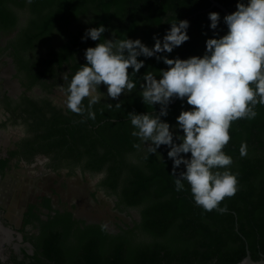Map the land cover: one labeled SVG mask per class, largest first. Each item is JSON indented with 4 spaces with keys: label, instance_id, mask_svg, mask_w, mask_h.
<instances>
[{
    "label": "trees",
    "instance_id": "trees-1",
    "mask_svg": "<svg viewBox=\"0 0 264 264\" xmlns=\"http://www.w3.org/2000/svg\"><path fill=\"white\" fill-rule=\"evenodd\" d=\"M216 1L232 13L240 2ZM212 12L221 17L216 30L210 28ZM26 13L24 21L22 14ZM224 17L221 9L211 8L209 0H31V3L0 0V37L14 35L9 44L13 47L10 55L24 73L27 85L40 84L50 91L55 85L67 87L72 76L86 64V49L101 42L82 39L89 28L104 25V39H140L148 47H154L153 37L162 40L171 22L188 20L190 39L172 53L160 54L169 59H187L202 57L207 39L227 33ZM138 59L144 60L145 66L132 77L136 88L130 94H121L119 100L102 99L93 108L95 120L88 119L86 114L68 110L63 113L53 106L28 103L26 111L35 118L32 124L35 135L22 142L27 151L22 152L52 155L53 162H58L52 170H60L62 166L74 170L78 166L83 172L93 174L105 171L106 177L100 185L109 194L117 195L118 207L141 209V224L122 232L129 234L139 228L147 234L143 240H135L110 235L99 225L78 227L75 232L66 228V235L77 236L78 242L89 236L90 240L82 245L81 254H76L72 245L66 249L55 244L59 241L57 233L48 235L41 246L46 261L52 264H235L246 257L248 250L254 260L263 258L264 106L257 105L256 118L232 123L231 139L224 151L233 158L231 171L239 173V190L221 203V207L227 205V213L206 212L195 204L187 184L186 191L175 190L171 176L173 161L167 155L170 149L161 145L158 153L150 154L148 146L131 135L129 113L160 111L159 104L150 108L143 103L139 95L142 76L151 71L159 78V72L168 68L156 57ZM132 71L130 68L129 73ZM100 90L107 94V86L101 85ZM116 103H121V108H116ZM106 104L113 107L109 109ZM190 108L186 99H176L168 106V116L161 119L175 126L181 111ZM242 144L247 145L244 157L240 155ZM187 155L190 158L191 154ZM182 170H186L184 165L177 173ZM44 201L48 206L49 200ZM27 215L26 223L31 218L38 219ZM64 218L72 216L68 213ZM38 253L33 264L37 261L42 264Z\"/></svg>",
    "mask_w": 264,
    "mask_h": 264
},
{
    "label": "clouds",
    "instance_id": "clouds-1",
    "mask_svg": "<svg viewBox=\"0 0 264 264\" xmlns=\"http://www.w3.org/2000/svg\"><path fill=\"white\" fill-rule=\"evenodd\" d=\"M209 20L210 28L216 30L220 14L210 13ZM223 20L227 33L207 39L202 57L187 59L160 54H170L190 39L188 20L171 22L162 40L153 37L154 47L140 39H104V25L89 28L82 39L101 42L86 49V64L66 88H61L68 111L95 120L93 108L102 99L119 100L121 94H130L136 88L132 77L145 66L139 57L162 60L167 70H161L159 78L146 72L139 93L145 105L153 108L159 104L160 111L129 113L131 135L146 144L150 154L158 153L161 145L167 146L175 190L186 191L187 184L197 206L221 215L228 212L227 205L221 207V203L239 190V173L231 171L233 158L224 151L231 139L230 128L237 120L256 118L257 105L264 106V0H240L237 10ZM101 85L107 86V94L100 90ZM175 99H186L191 108L181 111L173 126L161 117L168 116V106ZM115 107L121 108V103ZM240 155L247 156L246 144L241 145ZM181 165L186 170L177 173Z\"/></svg>",
    "mask_w": 264,
    "mask_h": 264
},
{
    "label": "flooded vegetation",
    "instance_id": "flooded-vegetation-1",
    "mask_svg": "<svg viewBox=\"0 0 264 264\" xmlns=\"http://www.w3.org/2000/svg\"><path fill=\"white\" fill-rule=\"evenodd\" d=\"M22 15L25 21L28 14ZM13 36L4 34L0 37V162L4 163L0 165V210L2 213L3 211L9 213L5 203L9 204L8 194L16 183L13 176L23 163L43 160L45 172L71 169L69 166H62L60 170H52L56 166L55 163H58L53 162L52 155L23 153L27 151L21 146L22 142L35 135L32 130L35 118L26 111L28 103L34 101L39 107L53 106L62 109L63 113H66L67 108L55 98L58 95L57 89H61V85L53 86L50 91L40 84L27 85L24 73L20 71L14 57L10 55L13 47L9 44ZM42 100H46L47 103ZM31 157L32 159L28 160ZM74 170L85 177L93 176L95 179L81 185L73 180L72 185L68 182V187L61 192V196L55 192L45 193L28 202L20 213H15L13 210V217L18 224L7 220L9 224L0 217V264L15 262L33 264L35 262L33 258L38 252V260L42 264H52L46 261L41 246L48 235L55 233L59 237V241H55V244L66 249L72 245V250H75L76 254H81V247L87 239L90 240V236L78 242L77 236L66 235V228L70 232H75L78 227L84 228L85 225H106L104 229L113 236L119 234L122 238L134 237L135 240L146 238L147 234L139 228L129 234L122 232L135 227L136 224H141V209L138 206L126 210L118 207L117 195L109 194L100 185L106 177L105 171L93 174L83 172L78 166L74 167ZM69 179L72 181L71 177ZM44 199L49 200L48 206ZM68 213L72 218L63 219ZM27 214L33 217L38 216V219L31 218V221L26 223ZM61 214L64 216H58ZM40 221L45 224L42 226ZM36 264L39 262L37 261Z\"/></svg>",
    "mask_w": 264,
    "mask_h": 264
},
{
    "label": "rangeland",
    "instance_id": "rangeland-1",
    "mask_svg": "<svg viewBox=\"0 0 264 264\" xmlns=\"http://www.w3.org/2000/svg\"><path fill=\"white\" fill-rule=\"evenodd\" d=\"M62 87L66 88L64 85H61V88ZM57 94L58 95L55 96L57 102L64 104L65 98L61 89H57ZM13 177L16 181V185L14 184V188L12 187L8 194L9 204H7V202L5 203L6 207L9 209V213L8 211H3L2 213L0 210V217L4 218L6 221L9 220V222L13 224H18L13 217V210L15 213H20L28 202L35 200L45 193L55 192L61 196V192L68 187V182L72 185L73 180L81 185L84 182L89 183V180L94 181L93 179H95L93 176L85 177L71 169L57 172H45L43 160L23 163L21 167H19V170L15 171ZM69 177L72 178V181Z\"/></svg>",
    "mask_w": 264,
    "mask_h": 264
},
{
    "label": "water",
    "instance_id": "water-1",
    "mask_svg": "<svg viewBox=\"0 0 264 264\" xmlns=\"http://www.w3.org/2000/svg\"><path fill=\"white\" fill-rule=\"evenodd\" d=\"M209 1L211 2V8L218 7L224 12L225 16L232 13L227 7H225L223 4L219 3L218 1L216 0H209ZM175 100L173 102H175ZM235 264H264V257L259 260H254L251 256L250 251L248 250L246 257L242 261Z\"/></svg>",
    "mask_w": 264,
    "mask_h": 264
}]
</instances>
